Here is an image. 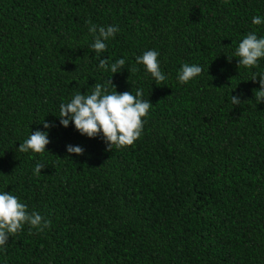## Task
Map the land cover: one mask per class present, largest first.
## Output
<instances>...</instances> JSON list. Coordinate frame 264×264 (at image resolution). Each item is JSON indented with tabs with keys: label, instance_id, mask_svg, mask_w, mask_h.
Returning <instances> with one entry per match:
<instances>
[{
	"label": "trees",
	"instance_id": "1",
	"mask_svg": "<svg viewBox=\"0 0 264 264\" xmlns=\"http://www.w3.org/2000/svg\"><path fill=\"white\" fill-rule=\"evenodd\" d=\"M254 16L264 0H0V193L51 221L9 236L0 264H264V101L251 81L264 58L238 69L227 57L248 32L264 37ZM90 24L119 28L99 56ZM148 50L159 85L136 63ZM120 58L116 74L98 67ZM183 63L203 71L180 84ZM96 83L151 102L132 145L106 151L102 135L60 124V104ZM37 130L45 151H18Z\"/></svg>",
	"mask_w": 264,
	"mask_h": 264
},
{
	"label": "clouds",
	"instance_id": "2",
	"mask_svg": "<svg viewBox=\"0 0 264 264\" xmlns=\"http://www.w3.org/2000/svg\"><path fill=\"white\" fill-rule=\"evenodd\" d=\"M252 23L260 25L264 23V20L259 16H254ZM89 31L94 36L91 48L99 56L106 50V41L114 38L119 28L112 25L97 27L90 24ZM158 55L156 50H148L135 58L137 64L145 66L146 71L151 74L157 85L166 78L160 70ZM227 57L229 62L233 57L237 58L238 69L241 66L245 68L258 66V60L264 58V37L258 38L255 32H248L239 42L232 56ZM124 64L125 59L123 58L111 64L107 59H100L98 67L104 71H110L113 75L120 72ZM202 71V67L197 64L183 63L177 73L178 81L180 84H186L199 76ZM257 80L260 88L252 91L255 100L260 103L264 101V72L252 74L251 81L257 82ZM108 84L115 89L111 79ZM91 89L90 93L79 92L70 102L60 104L58 116L60 124L67 128L71 122L81 135L89 138L102 135L107 146L106 151H112L114 147L132 145L140 137L144 123L142 118L148 115L152 106L149 100L141 99L143 90L137 89L135 95L128 91L118 93L116 90L109 93L108 88L100 83H96ZM230 103L237 106L245 102H242L238 96L231 95ZM41 123L45 129L55 126L44 120ZM49 143L48 132L37 130L19 145L18 151L27 153L31 150L34 153H42ZM67 153L82 155L84 149L81 146L68 145ZM44 167L43 164H36L34 174H41ZM25 223L30 226V230L36 228L43 231L44 228L50 226L51 221H44L43 217L36 212L29 214L27 205L19 202V198L10 192L0 193V246H6L9 236H14L21 231Z\"/></svg>",
	"mask_w": 264,
	"mask_h": 264
}]
</instances>
